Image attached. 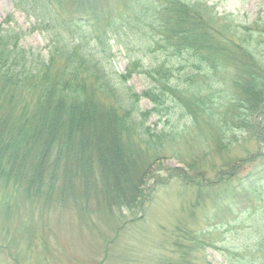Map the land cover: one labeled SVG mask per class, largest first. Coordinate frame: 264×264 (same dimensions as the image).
<instances>
[{
	"label": "trees",
	"instance_id": "16d2710c",
	"mask_svg": "<svg viewBox=\"0 0 264 264\" xmlns=\"http://www.w3.org/2000/svg\"><path fill=\"white\" fill-rule=\"evenodd\" d=\"M11 2L31 21L29 33H44L46 44L25 48L21 31L0 24V180H14L19 192L51 208L92 201L96 210L132 211L151 196L157 185L148 186L153 167L189 144L190 129L167 134L146 126L153 116H169L173 99L186 103L197 133L193 138L200 142L207 128L222 141L226 132L252 128L264 113V65L253 49L264 37V22L236 43L228 29L217 28L213 18L207 21V8L188 0ZM134 30L147 33L150 45L169 50L175 65L138 60L120 72L112 42L131 39ZM183 55L191 66H176ZM185 69L183 83L178 76ZM133 76L147 79L143 91L128 86ZM221 81H230V94L220 89ZM142 101L151 108L143 109ZM251 159L255 164L246 174L236 175L233 167L231 174L205 182L203 190L216 192L204 208L203 229L178 228L176 240L184 242L175 244L176 256L165 264H212L211 249L225 251V264H264L261 215L251 220L249 231L237 233L247 238L246 245L221 246L231 240L221 229L243 223V211L259 201L264 156ZM234 207L239 210L234 222L221 220V228L209 229L219 212L234 213Z\"/></svg>",
	"mask_w": 264,
	"mask_h": 264
},
{
	"label": "rangeland",
	"instance_id": "374dc122",
	"mask_svg": "<svg viewBox=\"0 0 264 264\" xmlns=\"http://www.w3.org/2000/svg\"><path fill=\"white\" fill-rule=\"evenodd\" d=\"M188 2L207 8L204 12L207 21L213 18L217 28L228 29L226 34L232 40L246 35L252 37L254 30L249 28H253L255 23L259 26L264 22V0ZM153 4L159 7L157 1ZM3 22H8L16 31L23 33V47L45 46V34L29 33L31 21L15 11L11 0H0V24ZM134 31L137 33L131 39L121 38L112 42L115 67L120 72L138 60L151 66L165 61L171 66L172 63L175 65L176 60L169 50L159 48L156 43L150 45L147 33ZM260 41L253 49L256 59L264 65V37ZM191 65L192 61L187 55L178 58L176 64ZM186 73V69L182 70L178 76L183 83ZM230 81L219 84L220 89H228L229 94L232 92ZM194 83L200 85L197 81ZM146 84L144 76H133L128 86L141 92ZM200 92L203 93V89ZM195 93L199 92L196 90ZM171 101L174 105L170 115L153 116L146 126L155 132L167 134L175 129H190L187 135L189 144L183 146L181 151L175 150L173 153H177V156L167 154L153 167L148 186L157 184L156 189L151 196L141 198L132 211L96 210L92 201H78L68 210L59 208L60 205L51 208L41 198H30L24 192H19L14 180H0V264H165V261L168 263L174 259L175 244L184 242L176 240L181 238L178 228L187 231L203 229V221L206 220L204 208L212 193L216 192H213L214 189L203 190L207 188L205 182H215L219 175L231 174L233 167L237 168L236 175L246 174L255 164L250 162L251 158L264 156V113L255 117L252 128L226 132L221 137L222 141L216 138L213 130L207 128L200 142L193 138L197 133L184 108L186 103L177 99ZM141 106L143 109L151 108L146 101H142ZM257 188L259 201L243 211L245 216L242 220L245 221L233 224L226 230L221 229L227 231L225 236L231 239L226 246L221 244L224 250H235L246 245L247 238L239 237L237 233L249 231V223L255 217L261 215L264 218V181ZM87 205L94 212H87ZM256 207L258 210L254 212ZM232 209L234 213L227 208L219 212V218L211 222L209 229L212 230L215 225L221 228V220L234 222L233 217L239 210L237 207ZM249 215L254 217L247 218ZM218 246L221 247L220 244ZM207 254L212 264H225V251L211 249Z\"/></svg>",
	"mask_w": 264,
	"mask_h": 264
}]
</instances>
